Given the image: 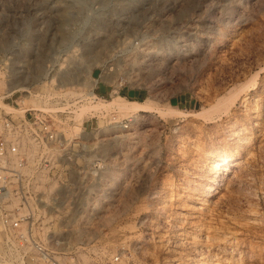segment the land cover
<instances>
[{"label":"rangeland","instance_id":"374dc122","mask_svg":"<svg viewBox=\"0 0 264 264\" xmlns=\"http://www.w3.org/2000/svg\"><path fill=\"white\" fill-rule=\"evenodd\" d=\"M25 110L60 134L28 222L69 264H264V0H0ZM0 264L44 263L0 223Z\"/></svg>","mask_w":264,"mask_h":264},{"label":"built area","instance_id":"2783aa9c","mask_svg":"<svg viewBox=\"0 0 264 264\" xmlns=\"http://www.w3.org/2000/svg\"><path fill=\"white\" fill-rule=\"evenodd\" d=\"M60 134L46 114H0V223L6 240L29 243L44 264H69L70 252H57L32 234V204L42 180L55 172ZM31 214V215H30ZM118 256H114L117 260Z\"/></svg>","mask_w":264,"mask_h":264},{"label":"bare ground","instance_id":"6f19581e","mask_svg":"<svg viewBox=\"0 0 264 264\" xmlns=\"http://www.w3.org/2000/svg\"><path fill=\"white\" fill-rule=\"evenodd\" d=\"M11 71V70H10ZM11 85L10 86H8L7 87V89H11ZM235 159H237L236 158V155H226V156H223V157H219V158H214V159H211L210 160V165H211V168L213 169V170H216V169H218V168H220V167H224L225 169V172H227L228 171V169H229V166H230V163L233 161V160H235ZM232 164V163H231ZM224 177V176H223ZM225 241H229V240H227V238H226V240ZM231 243V242H230ZM232 244V243H231ZM219 264V263H218Z\"/></svg>","mask_w":264,"mask_h":264}]
</instances>
